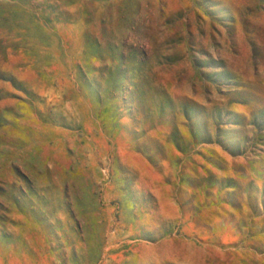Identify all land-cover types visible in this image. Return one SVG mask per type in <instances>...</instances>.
<instances>
[{
	"label": "rangeland",
	"instance_id": "1",
	"mask_svg": "<svg viewBox=\"0 0 264 264\" xmlns=\"http://www.w3.org/2000/svg\"><path fill=\"white\" fill-rule=\"evenodd\" d=\"M0 264H264V0H0Z\"/></svg>",
	"mask_w": 264,
	"mask_h": 264
}]
</instances>
